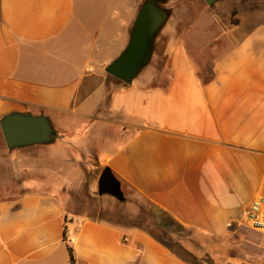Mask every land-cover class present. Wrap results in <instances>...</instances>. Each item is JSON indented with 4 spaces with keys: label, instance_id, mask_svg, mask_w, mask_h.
<instances>
[{
    "label": "crops",
    "instance_id": "crops-1",
    "mask_svg": "<svg viewBox=\"0 0 264 264\" xmlns=\"http://www.w3.org/2000/svg\"><path fill=\"white\" fill-rule=\"evenodd\" d=\"M144 1L0 0V121L46 116L58 133L53 144L9 150L0 128V186L3 169H32L35 159L75 166L80 159L45 154L88 150L182 224L198 256L264 264V236L230 226L264 198V23L229 27L224 17L228 46L209 76L187 39L167 32L155 43L166 45L163 70L111 87L106 67ZM69 248L75 264H188L136 224L75 214L54 191L3 197L0 187V264H72Z\"/></svg>",
    "mask_w": 264,
    "mask_h": 264
},
{
    "label": "rangeland",
    "instance_id": "rangeland-1",
    "mask_svg": "<svg viewBox=\"0 0 264 264\" xmlns=\"http://www.w3.org/2000/svg\"><path fill=\"white\" fill-rule=\"evenodd\" d=\"M170 16L159 36L167 32L178 34L187 39L189 49L198 64V70L209 76L213 70L214 61L227 48V41L219 39L224 34V17L229 21V27H234L241 21L249 28L264 23V0H219L209 6L204 0H162ZM227 23V22H226ZM166 45L160 41L154 50L151 62L141 72H148L157 67L163 70L168 64ZM140 76V75H139ZM160 80V79H159ZM58 137V136H57ZM53 144V143H52ZM1 148H6L3 140ZM110 148V144L106 149ZM65 152V153H64ZM80 159L75 166L52 165L42 166L37 159L33 161L32 169L18 168L16 171L3 169L10 174L4 177L1 184L3 197L25 191H54L64 201L66 210L83 217L102 218L112 223L132 227L144 221L149 225L146 212L142 208H151L144 199L123 186L126 201L98 193V179L104 168L101 167L99 154L88 150L79 153L76 149L67 147L66 150L47 153L48 157ZM42 154H34L39 157ZM24 166V162H22ZM15 172L16 175L13 176ZM70 181L71 184H61ZM154 208V207H153Z\"/></svg>",
    "mask_w": 264,
    "mask_h": 264
},
{
    "label": "water",
    "instance_id": "water-1",
    "mask_svg": "<svg viewBox=\"0 0 264 264\" xmlns=\"http://www.w3.org/2000/svg\"><path fill=\"white\" fill-rule=\"evenodd\" d=\"M157 1H144L131 29L127 47L106 67L107 75L125 85H131L151 62L156 39L170 16V12L160 7ZM204 1L213 6L219 0ZM0 128L9 150L50 145L58 136L48 117L30 113L7 114L1 119ZM98 193L100 196L109 195L121 202L126 201L121 181L108 166L103 169L98 179Z\"/></svg>",
    "mask_w": 264,
    "mask_h": 264
},
{
    "label": "trees",
    "instance_id": "trees-1",
    "mask_svg": "<svg viewBox=\"0 0 264 264\" xmlns=\"http://www.w3.org/2000/svg\"><path fill=\"white\" fill-rule=\"evenodd\" d=\"M107 81L111 87L123 84L109 75L107 76ZM142 208L146 212L145 215L149 221V225L145 226L144 221H139L136 225L145 229L174 255L181 258L188 264H214L208 255L200 257L184 245L183 241L189 237V231L167 212L153 207L148 208L147 206H143ZM69 249L72 264H75L73 250L71 248Z\"/></svg>",
    "mask_w": 264,
    "mask_h": 264
},
{
    "label": "built area",
    "instance_id": "built-area-1",
    "mask_svg": "<svg viewBox=\"0 0 264 264\" xmlns=\"http://www.w3.org/2000/svg\"><path fill=\"white\" fill-rule=\"evenodd\" d=\"M233 225H245L264 236V198L254 199L238 220L230 222Z\"/></svg>",
    "mask_w": 264,
    "mask_h": 264
},
{
    "label": "flooded vegetation",
    "instance_id": "flooded-vegetation-1",
    "mask_svg": "<svg viewBox=\"0 0 264 264\" xmlns=\"http://www.w3.org/2000/svg\"><path fill=\"white\" fill-rule=\"evenodd\" d=\"M157 3H158V5H159L160 7H162V8L165 9V7H164V3L162 2V0H158ZM166 10H167V9H166Z\"/></svg>",
    "mask_w": 264,
    "mask_h": 264
}]
</instances>
